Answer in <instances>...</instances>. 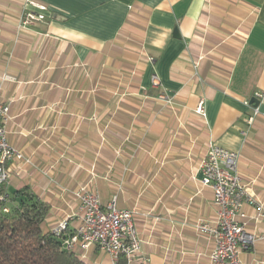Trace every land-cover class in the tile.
<instances>
[{
	"label": "crops",
	"instance_id": "obj_1",
	"mask_svg": "<svg viewBox=\"0 0 264 264\" xmlns=\"http://www.w3.org/2000/svg\"><path fill=\"white\" fill-rule=\"evenodd\" d=\"M32 1L48 11L22 29L26 0H0L7 141L30 162L9 165L7 191L30 188L50 207L43 230L67 220L72 231L85 187L136 212L150 264H209L213 242L196 225L217 219L200 173L211 145L238 153L264 204V96L257 115L250 105L264 95V0ZM243 212L263 236L264 219ZM240 260L264 264V241ZM85 261L111 264L94 249Z\"/></svg>",
	"mask_w": 264,
	"mask_h": 264
},
{
	"label": "built area",
	"instance_id": "obj_2",
	"mask_svg": "<svg viewBox=\"0 0 264 264\" xmlns=\"http://www.w3.org/2000/svg\"><path fill=\"white\" fill-rule=\"evenodd\" d=\"M32 8L23 15L19 27L25 28L33 22L44 20L48 8L32 0H26ZM151 87L158 89L160 82L155 74L150 78ZM263 94L256 93L260 100ZM158 99L171 104V99L160 93ZM197 113L204 115L202 103ZM258 109H253V116ZM9 105L0 100V185L9 180V165L12 163L28 165L30 162L23 154L11 147L7 141L6 122ZM250 118L248 122H251ZM238 153L211 145L200 164L201 184L213 194V205L217 219L213 225L199 223L196 230L206 234L213 242L209 254V264H242L240 254L251 249L257 241H264V235L256 237L247 231L248 217L244 214L245 206L255 211V220L264 219V204L259 201L240 178L237 170ZM78 202L74 215L78 225L69 231L68 221L64 220L53 228L55 235L64 234L63 248L83 258L91 250H97L111 259V264H150V259L141 252V241L133 225V210H122L114 201L103 206L99 195L81 187L73 193ZM4 200V196H0ZM8 213L6 207L2 210Z\"/></svg>",
	"mask_w": 264,
	"mask_h": 264
},
{
	"label": "trees",
	"instance_id": "obj_3",
	"mask_svg": "<svg viewBox=\"0 0 264 264\" xmlns=\"http://www.w3.org/2000/svg\"><path fill=\"white\" fill-rule=\"evenodd\" d=\"M6 187L0 185V264H89L63 248L64 234L43 230L50 211L47 203L28 187L13 192Z\"/></svg>",
	"mask_w": 264,
	"mask_h": 264
},
{
	"label": "water",
	"instance_id": "obj_4",
	"mask_svg": "<svg viewBox=\"0 0 264 264\" xmlns=\"http://www.w3.org/2000/svg\"><path fill=\"white\" fill-rule=\"evenodd\" d=\"M174 35L177 36V30H174ZM259 101L255 98L251 99L250 105H252L254 108H257Z\"/></svg>",
	"mask_w": 264,
	"mask_h": 264
},
{
	"label": "rangeland",
	"instance_id": "obj_5",
	"mask_svg": "<svg viewBox=\"0 0 264 264\" xmlns=\"http://www.w3.org/2000/svg\"><path fill=\"white\" fill-rule=\"evenodd\" d=\"M110 75H116V72H113V71H112Z\"/></svg>",
	"mask_w": 264,
	"mask_h": 264
}]
</instances>
